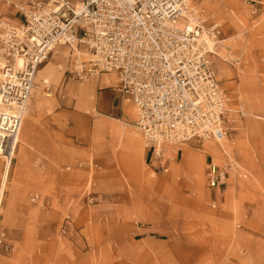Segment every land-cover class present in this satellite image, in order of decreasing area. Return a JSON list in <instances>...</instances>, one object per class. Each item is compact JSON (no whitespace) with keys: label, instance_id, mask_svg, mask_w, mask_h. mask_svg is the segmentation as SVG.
I'll return each mask as SVG.
<instances>
[{"label":"rangeland","instance_id":"rangeland-1","mask_svg":"<svg viewBox=\"0 0 264 264\" xmlns=\"http://www.w3.org/2000/svg\"><path fill=\"white\" fill-rule=\"evenodd\" d=\"M191 2L222 24L211 60L231 97L227 136L167 147L155 165L136 128L141 149L127 148L124 161L116 152L125 145L108 147L92 122L87 142L82 129L53 131L56 153L38 168L34 142L63 97L50 79L37 81L10 165L0 154V264H264V0ZM0 4L21 14L13 0ZM228 160L248 178L211 189L209 165Z\"/></svg>","mask_w":264,"mask_h":264},{"label":"built area","instance_id":"built-area-1","mask_svg":"<svg viewBox=\"0 0 264 264\" xmlns=\"http://www.w3.org/2000/svg\"><path fill=\"white\" fill-rule=\"evenodd\" d=\"M20 13V23L0 15V99L16 114L3 149H17L13 139L20 136L39 68L62 47L71 51V77H119L151 163L161 165L167 147L220 142L217 129L227 136L231 97L211 60L222 24L209 22L191 0H45ZM231 175L248 178L232 160L211 163L208 186L219 190Z\"/></svg>","mask_w":264,"mask_h":264},{"label":"crops","instance_id":"crops-1","mask_svg":"<svg viewBox=\"0 0 264 264\" xmlns=\"http://www.w3.org/2000/svg\"><path fill=\"white\" fill-rule=\"evenodd\" d=\"M13 1L23 8L37 1L45 0ZM0 11L3 12L4 17L2 18L5 21L20 23L23 20L21 14L19 15L14 10L7 9L6 4H0ZM81 49L85 50L83 47ZM60 65L61 67L62 65L67 66L65 71H58L56 69ZM71 67V51L67 47H62L46 63L41 65L36 75L35 83L50 79L52 81V89L54 91L60 90V94L63 97L62 103L55 109L56 113L53 116L44 117L46 119L43 121L47 125L44 127L45 130H42L41 137H36V141L34 142L36 152L41 156L38 168L48 166V163L45 161L46 157L56 153V149L54 148L58 145V142L57 140L54 141V137L51 136L53 131L59 132V128H63V133H67L66 129L69 128L70 132L74 133L76 128L82 129L83 140L87 142V140L90 141L92 122L96 131L102 130L100 136L106 138L108 147H111V144L114 146L125 145V149H118L119 151L116 153L118 157L121 156L119 157L121 160L127 161L130 158V152L127 148L141 149L142 144L132 133V129H135L136 113L134 116L135 110L133 111V106L124 101L120 93L119 77L116 74H100L80 81L69 75ZM52 72L55 73L50 77ZM25 116L26 114L24 115L23 126L24 124L29 125L30 121V114H27V118ZM68 122L71 125L68 126ZM56 123L58 125L54 126ZM74 123H78L79 126H75ZM46 133L48 136H46ZM72 139L74 138L72 137ZM213 143L217 145L218 149H221L218 143ZM213 143L206 144L207 150L217 153L218 149H213ZM148 156L149 153L147 154L146 152L142 156L143 160L146 161ZM142 158H138V161ZM37 179L41 180L36 185H43L42 177L38 176Z\"/></svg>","mask_w":264,"mask_h":264},{"label":"bare ground","instance_id":"bare-ground-1","mask_svg":"<svg viewBox=\"0 0 264 264\" xmlns=\"http://www.w3.org/2000/svg\"><path fill=\"white\" fill-rule=\"evenodd\" d=\"M19 65L20 66L22 65V61H19ZM0 103L2 104V107H3L4 104L1 102V99H0ZM5 107H8V106H5ZM15 115L16 114H13V113H11L8 110H5V111H3V113L0 114V129H2V131H4V132L1 133V135H4V137L3 138L0 137V154L1 155L2 154H6V157L8 159V164L9 165L11 163V160H12V158L14 156V153H15L16 149H3L4 148V143H5L3 140L8 137L7 133H9L10 128L13 127V123H14L13 119H14ZM4 116H5V118H3ZM216 137L218 139H224L223 132H222L221 129H217ZM19 142H20L19 141V137H17L16 139H13V143H16V144L18 143L19 144ZM8 169H9V166H8ZM4 189H5V183H4ZM1 193L3 194V191H1ZM2 194L0 195V199L3 196Z\"/></svg>","mask_w":264,"mask_h":264}]
</instances>
